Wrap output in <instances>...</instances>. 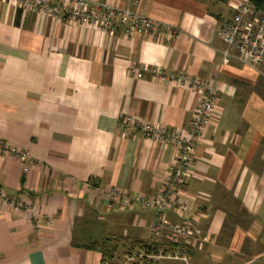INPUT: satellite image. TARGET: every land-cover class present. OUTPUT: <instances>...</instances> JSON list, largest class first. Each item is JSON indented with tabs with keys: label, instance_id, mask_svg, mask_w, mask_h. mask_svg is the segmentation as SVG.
<instances>
[{
	"label": "crops",
	"instance_id": "0c3cea01",
	"mask_svg": "<svg viewBox=\"0 0 264 264\" xmlns=\"http://www.w3.org/2000/svg\"><path fill=\"white\" fill-rule=\"evenodd\" d=\"M91 1L177 34L109 32L0 0V140L32 161L25 170L0 154V186L29 201L40 220L35 226L0 201V264H102L149 240L150 210L107 212L89 184L145 196L161 188L177 149L125 128L124 119L185 129L198 93L156 70L212 80L218 91L217 115L196 142L181 190L185 215L209 235L188 257L264 264V61L223 63L216 29L232 15L231 0ZM104 247H112L109 258Z\"/></svg>",
	"mask_w": 264,
	"mask_h": 264
},
{
	"label": "built area",
	"instance_id": "2783aa9c",
	"mask_svg": "<svg viewBox=\"0 0 264 264\" xmlns=\"http://www.w3.org/2000/svg\"><path fill=\"white\" fill-rule=\"evenodd\" d=\"M8 0L14 6L25 10H37L53 15L57 20L78 22L97 29L113 32L119 29L125 34L153 33L156 37H174L175 28L162 24L150 17L132 13L128 8H119L91 0ZM232 15L216 29L217 37L224 47L221 51L225 64L238 62L245 66L257 67L264 61V15L257 12L249 0H231ZM136 77L142 76L141 70H131ZM154 76L167 82L185 87L198 93V102L188 126L178 130L165 125L153 124L136 118H125V128L140 131L141 135L153 141L170 143L177 149L172 164L165 170L161 188L152 196L123 189H104L96 183L89 184V192L103 201L107 212H120L140 208L150 210L152 218L148 223V247L130 248L123 264L136 261L155 262L174 259L187 262V251L209 241V235L198 224V219L185 215L187 202L181 196L182 186L190 174L192 155L203 130L217 115V89L212 80L190 76L187 73H164L156 70ZM0 154L10 156L25 165L31 164L25 149L0 140ZM0 201L12 209L29 213L33 225H39V218L29 201L10 197L0 186ZM172 214L174 221H167ZM163 247V248H162ZM109 260H105L104 264Z\"/></svg>",
	"mask_w": 264,
	"mask_h": 264
},
{
	"label": "rangeland",
	"instance_id": "374dc122",
	"mask_svg": "<svg viewBox=\"0 0 264 264\" xmlns=\"http://www.w3.org/2000/svg\"><path fill=\"white\" fill-rule=\"evenodd\" d=\"M134 248L137 249V246ZM138 248H141V247H138ZM187 253H189V251H187ZM187 256H188V254H187ZM123 260H124V254H122V251L120 250L118 253V256L116 255V257H114V259L110 260L108 263H110V264H123L122 263ZM186 261L187 262L181 261V260H174V259H162V260L155 261V262H153V261L152 262L136 261V262L126 263V264H192L191 258L188 257Z\"/></svg>",
	"mask_w": 264,
	"mask_h": 264
},
{
	"label": "trees",
	"instance_id": "16d2710c",
	"mask_svg": "<svg viewBox=\"0 0 264 264\" xmlns=\"http://www.w3.org/2000/svg\"><path fill=\"white\" fill-rule=\"evenodd\" d=\"M249 1L253 4V6H254V8H255V10L257 12H259L262 15H264V0H249ZM141 247H145V248L148 247L149 249H153L152 247H150L149 245H147V242H143L142 245H141ZM111 248L112 247H104V248H102L103 251L106 253L105 256H107L108 258L110 257L109 254H108L109 253L108 250L111 249ZM104 262L102 264H104Z\"/></svg>",
	"mask_w": 264,
	"mask_h": 264
}]
</instances>
